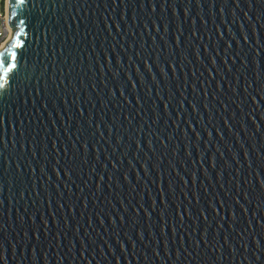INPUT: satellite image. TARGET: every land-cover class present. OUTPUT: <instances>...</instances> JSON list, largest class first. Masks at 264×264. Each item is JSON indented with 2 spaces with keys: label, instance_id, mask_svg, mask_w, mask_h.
<instances>
[{
  "label": "water",
  "instance_id": "water-1",
  "mask_svg": "<svg viewBox=\"0 0 264 264\" xmlns=\"http://www.w3.org/2000/svg\"><path fill=\"white\" fill-rule=\"evenodd\" d=\"M6 21L0 264H264V0Z\"/></svg>",
  "mask_w": 264,
  "mask_h": 264
},
{
  "label": "built area",
  "instance_id": "built-area-1",
  "mask_svg": "<svg viewBox=\"0 0 264 264\" xmlns=\"http://www.w3.org/2000/svg\"><path fill=\"white\" fill-rule=\"evenodd\" d=\"M9 0H0V51L5 46L4 42L10 37L12 28H9L6 21V9H8Z\"/></svg>",
  "mask_w": 264,
  "mask_h": 264
},
{
  "label": "snow or ice",
  "instance_id": "snow-or-ice-1",
  "mask_svg": "<svg viewBox=\"0 0 264 264\" xmlns=\"http://www.w3.org/2000/svg\"><path fill=\"white\" fill-rule=\"evenodd\" d=\"M16 46V45H14ZM8 49L5 50V52H0V57H3V56H6L7 53H8ZM12 59H15V52H12ZM10 69L9 68H5L4 71L7 72L9 71Z\"/></svg>",
  "mask_w": 264,
  "mask_h": 264
}]
</instances>
